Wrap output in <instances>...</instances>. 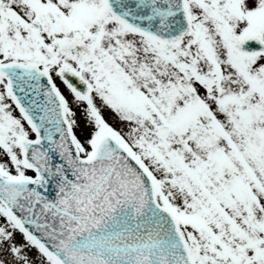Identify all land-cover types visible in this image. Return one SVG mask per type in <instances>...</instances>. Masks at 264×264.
<instances>
[{
    "label": "snow or ice",
    "instance_id": "1",
    "mask_svg": "<svg viewBox=\"0 0 264 264\" xmlns=\"http://www.w3.org/2000/svg\"><path fill=\"white\" fill-rule=\"evenodd\" d=\"M0 264H264V0H0Z\"/></svg>",
    "mask_w": 264,
    "mask_h": 264
}]
</instances>
